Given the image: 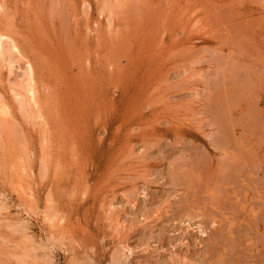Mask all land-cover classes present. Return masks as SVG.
<instances>
[{"label": "rangeland", "instance_id": "374dc122", "mask_svg": "<svg viewBox=\"0 0 264 264\" xmlns=\"http://www.w3.org/2000/svg\"><path fill=\"white\" fill-rule=\"evenodd\" d=\"M0 34V264H264V0H0Z\"/></svg>", "mask_w": 264, "mask_h": 264}, {"label": "bare ground", "instance_id": "6f19581e", "mask_svg": "<svg viewBox=\"0 0 264 264\" xmlns=\"http://www.w3.org/2000/svg\"><path fill=\"white\" fill-rule=\"evenodd\" d=\"M6 40V39H5ZM11 40V39H10ZM7 41V40H6ZM12 41H10V43H11ZM4 34L2 35V34H0V53L2 54V55H4L5 56V51L7 50V48H5L4 47ZM15 45V44H14ZM13 48V51H14V46L12 47ZM11 48V49H12ZM10 51V50H9ZM16 51V50H15ZM7 52H8V50H7ZM17 52V51H16ZM3 57V56H2ZM10 63H11V61H9V65H10ZM12 64V63H11ZM11 66V65H10ZM13 68V67H12ZM9 70V69H8ZM28 70V69H27ZM30 70V69H29ZM28 70V71H29ZM25 72H27V71H25ZM27 74V73H26ZM29 74H30V72H29ZM32 74V73H31ZM25 75V74H24ZM27 76V75H26ZM31 76H29L28 77V79L30 78ZM30 81V80H29ZM24 86V85H23ZM25 87H26V85H25ZM30 87H31V85H30ZM33 87V86H32ZM25 89H27V92H29L30 91V88L27 86V88H25ZM31 91H32V88H31ZM16 95L18 96V97H21L22 95L20 94V93H16ZM24 96V95H23ZM25 97V96H24ZM24 97L23 98H21L19 101H23L24 102ZM32 97V96H31ZM30 102V101H29ZM4 103V102H3ZM2 103V104H3ZM1 104V105H2ZM22 105V104H21ZM20 105V106H21ZM23 108V107H22ZM9 112V111H8ZM0 113L1 114H7V110L4 108V105L2 106V107H0ZM5 116V115H4ZM3 116V117H4ZM2 119V118H1ZM4 119V118H3ZM14 226H15V224H14ZM192 227V226H191ZM22 228V227H21ZM13 229V228H12ZM16 229V228H15ZM23 229V228H22ZM23 231V230H22Z\"/></svg>", "mask_w": 264, "mask_h": 264}]
</instances>
